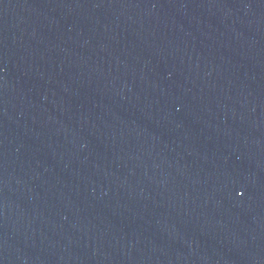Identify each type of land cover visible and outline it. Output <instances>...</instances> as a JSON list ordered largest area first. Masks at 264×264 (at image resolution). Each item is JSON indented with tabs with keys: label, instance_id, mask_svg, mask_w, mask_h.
I'll return each instance as SVG.
<instances>
[{
	"label": "water",
	"instance_id": "water-1",
	"mask_svg": "<svg viewBox=\"0 0 264 264\" xmlns=\"http://www.w3.org/2000/svg\"><path fill=\"white\" fill-rule=\"evenodd\" d=\"M0 264H264V0H0Z\"/></svg>",
	"mask_w": 264,
	"mask_h": 264
}]
</instances>
